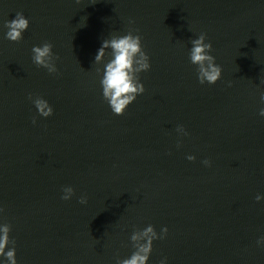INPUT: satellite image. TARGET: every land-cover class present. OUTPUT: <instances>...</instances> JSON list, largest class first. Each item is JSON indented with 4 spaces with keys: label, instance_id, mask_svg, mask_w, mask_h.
Wrapping results in <instances>:
<instances>
[{
    "label": "water",
    "instance_id": "obj_1",
    "mask_svg": "<svg viewBox=\"0 0 264 264\" xmlns=\"http://www.w3.org/2000/svg\"><path fill=\"white\" fill-rule=\"evenodd\" d=\"M17 12L29 27L13 42L3 25ZM129 27L151 67L144 93L115 115L94 59ZM202 32L222 68L211 85L189 59ZM44 42L57 73L33 63ZM261 93L264 0H0V224L17 264H116L148 225L168 232L147 264H264Z\"/></svg>",
    "mask_w": 264,
    "mask_h": 264
},
{
    "label": "clouds",
    "instance_id": "obj_2",
    "mask_svg": "<svg viewBox=\"0 0 264 264\" xmlns=\"http://www.w3.org/2000/svg\"><path fill=\"white\" fill-rule=\"evenodd\" d=\"M79 3V0H77ZM134 20H129V25L134 24ZM4 28H7L5 38L19 42L22 34L29 27V20L22 12H17L14 19L5 21ZM139 29L129 27L127 34H113L111 38L104 39L101 47L95 56L94 63L103 64V68H98L97 72L102 73L100 80L102 86L103 99L109 104L115 115H123L127 107L136 100L138 95L144 93V85L140 82V73L148 71L151 67L149 56L142 46V37L138 34ZM206 33H200L199 37L191 40V49L189 59L193 65H196L197 78L200 84L207 82L215 84L222 75V68L215 62V57L210 53L213 51L211 42H206ZM53 45L50 42H44L42 46L32 48V60L37 67L45 68L51 73H57L55 61L59 59L53 51ZM107 50V55H106ZM110 50V51H109ZM107 57V62H105ZM40 116L45 118L53 115V108L49 103L40 97L33 99L29 94ZM260 100L264 103V93H261ZM259 114L264 116V108L260 109ZM34 124L36 123L33 117ZM177 132L188 135L183 126L177 127ZM179 147V144L177 145ZM189 161L195 160V156L189 155ZM205 165H210V161L205 160ZM64 195L61 197L67 201L75 194L71 186L63 188ZM261 197L258 195L256 200ZM80 204L87 203V197L79 198ZM4 211L0 208V213ZM12 227L8 223L0 224V257L4 258V264H17L16 259V241L10 239ZM167 227L162 228L158 235L152 225H148L143 230H136L132 233L130 239L132 247L135 249L129 258L117 259L116 264H147L152 252L153 241L164 239L167 235ZM258 244L264 245V237L257 241ZM11 248H8L9 245ZM6 248L8 250L6 251ZM159 264H166V258L162 259Z\"/></svg>",
    "mask_w": 264,
    "mask_h": 264
}]
</instances>
